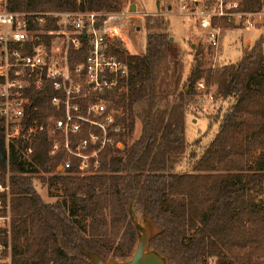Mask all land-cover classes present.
I'll use <instances>...</instances> for the list:
<instances>
[{
  "label": "trees",
  "instance_id": "16d2710c",
  "mask_svg": "<svg viewBox=\"0 0 264 264\" xmlns=\"http://www.w3.org/2000/svg\"><path fill=\"white\" fill-rule=\"evenodd\" d=\"M263 4L241 0L240 10L258 11ZM7 8L109 13L121 11L123 0H7ZM46 27L55 28L54 20ZM144 27L143 52L130 54L119 41L112 47L128 69L126 91L115 100L124 112V147H104L95 172L80 175L75 157L58 170L65 150L49 154L57 134L50 119L61 115L50 103L55 92L49 86L27 91L23 127L35 118L44 125L29 141L6 142L0 115V185L7 187L0 193V213L8 193L12 264H93L86 251L127 259L137 241L130 208L159 228L148 248L168 264H264V48L255 44L237 62L205 69L198 47L180 86L179 48L165 16H145ZM85 52L84 45L70 48V67ZM202 78L228 105L209 117L217 129L197 155L200 140L186 139L185 115ZM136 124L139 134L131 140ZM185 156L191 170L178 173ZM39 170L51 173L40 178L59 186V198H42L33 184Z\"/></svg>",
  "mask_w": 264,
  "mask_h": 264
},
{
  "label": "built area",
  "instance_id": "2783aa9c",
  "mask_svg": "<svg viewBox=\"0 0 264 264\" xmlns=\"http://www.w3.org/2000/svg\"><path fill=\"white\" fill-rule=\"evenodd\" d=\"M241 0H171L167 6L157 7L142 16L177 15L193 22L205 33L211 48L220 42L221 27L217 20L238 17L246 27H253L245 19L247 12L240 10ZM130 13L96 11L24 12L11 11L7 0H0V115L4 120L6 142L21 137L29 141L43 129L37 118L24 129L29 117V88L41 90L49 86L55 93L50 103L61 115L50 121L56 136L49 154L59 147L66 157L58 170L70 167L71 158L79 160L81 175L95 172L98 153L106 146L124 147V112L115 100L126 91L124 80L127 63L118 57L112 47L116 42L124 45L122 29L109 19ZM54 20L55 28L46 27ZM85 46L83 60L70 67L68 51ZM125 47V46H124ZM126 49V47H125ZM85 130V135L81 132ZM121 135L115 139V136ZM31 152L27 148L26 153ZM7 187L0 185V193ZM1 207V202H0ZM0 216V264H12L9 227Z\"/></svg>",
  "mask_w": 264,
  "mask_h": 264
},
{
  "label": "rangeland",
  "instance_id": "374dc122",
  "mask_svg": "<svg viewBox=\"0 0 264 264\" xmlns=\"http://www.w3.org/2000/svg\"><path fill=\"white\" fill-rule=\"evenodd\" d=\"M170 1L123 0V8L121 11L130 14L128 16L117 14L113 18L111 17L109 21L121 27L124 46L128 53L139 54L145 48V35L147 34V30L144 27L145 16H142L141 13L153 12L158 6L163 8ZM244 18L252 20L254 26L246 27L236 16L229 21L226 19L217 20L216 23L221 27L220 42L217 48H211L207 42L205 33L193 24V22L173 14L165 16L167 32L170 39L179 48L176 59L182 66L180 86H182V83L185 81L194 64L198 47L203 52L202 60L205 69L218 68L232 62L235 63L241 58L245 49H249L255 44H260L264 48V4L258 11L247 12ZM221 21H225L227 25L223 26ZM174 69H176V66L173 67ZM196 88L197 95L187 106L185 135L189 142L194 139L200 140L198 146L195 147L196 154L200 155L205 145L215 133L218 125L217 122H212L209 125V117H213L219 110H224L228 102L216 96L215 85L210 84V86H206L203 78L198 81ZM139 130L140 126L136 124L131 140L138 136ZM191 164L192 161L189 160L188 156H185L175 170L178 173L189 171L191 170ZM50 175L51 173H45L41 170L34 174L33 184L45 201H53L61 196V190L57 184L42 181L40 178L41 176L47 178ZM9 197L10 195L6 193L5 209H1L3 212L0 213L1 217L7 216V220H3L2 218L1 221L8 225V227L10 221ZM132 219L141 220V217L134 212ZM7 239L10 244V234H8Z\"/></svg>",
  "mask_w": 264,
  "mask_h": 264
},
{
  "label": "water",
  "instance_id": "95a60500",
  "mask_svg": "<svg viewBox=\"0 0 264 264\" xmlns=\"http://www.w3.org/2000/svg\"><path fill=\"white\" fill-rule=\"evenodd\" d=\"M129 214L131 217L133 216L132 208H130ZM133 221L137 229V241L130 257L123 260L104 258L94 251H86L85 254L90 257L93 264H168L163 255L148 248L149 239L159 231V228L152 223L145 213H142L141 220L133 219Z\"/></svg>",
  "mask_w": 264,
  "mask_h": 264
}]
</instances>
